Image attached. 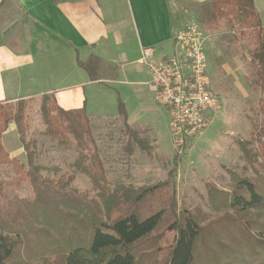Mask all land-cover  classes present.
Instances as JSON below:
<instances>
[{"label": "trees", "instance_id": "16d2710c", "mask_svg": "<svg viewBox=\"0 0 264 264\" xmlns=\"http://www.w3.org/2000/svg\"><path fill=\"white\" fill-rule=\"evenodd\" d=\"M207 8L214 20L251 34L252 85L264 94V27L251 0H210ZM80 67L100 81L98 59ZM29 101L0 104V168L11 165L15 175L0 180V264H264V98L258 100L252 141L237 142L251 175L231 173L228 191L209 187V214L178 210L175 168L165 181L145 187L110 182L85 108L64 111L53 94L39 98L43 136L74 152L69 167L87 179L91 194L71 187L74 175L41 176L42 167L33 165L36 154L24 141ZM117 104L129 150L138 134L127 124L119 97ZM11 123L28 169L2 145ZM23 183L31 197L6 194Z\"/></svg>", "mask_w": 264, "mask_h": 264}, {"label": "crops", "instance_id": "0c3cea01", "mask_svg": "<svg viewBox=\"0 0 264 264\" xmlns=\"http://www.w3.org/2000/svg\"><path fill=\"white\" fill-rule=\"evenodd\" d=\"M209 1L0 0V104L53 94L64 111L85 108L90 118H115L121 97L116 85L131 77L127 85L139 100V112L146 114L153 91H146L147 71L138 63L141 50L153 48L155 57L164 59L173 55L174 36L183 26L195 24L205 34L198 25L204 13L213 25L220 21L210 15ZM251 2L264 27V0ZM92 58L104 70L97 73L99 82L80 67ZM127 64L140 70H129ZM125 111L129 126L143 122L127 104ZM14 129L9 127L1 140L6 149L10 133L9 154L17 158L21 147Z\"/></svg>", "mask_w": 264, "mask_h": 264}, {"label": "rangeland", "instance_id": "374dc122", "mask_svg": "<svg viewBox=\"0 0 264 264\" xmlns=\"http://www.w3.org/2000/svg\"><path fill=\"white\" fill-rule=\"evenodd\" d=\"M198 25L206 31L210 84L221 102L207 131L187 142L180 153L169 136L167 112L153 100L148 104L152 109H146V114L139 112V100L127 85L128 81H133L131 77H125L126 84L119 83L116 89L125 107L127 104L129 113L139 114L143 118V122L130 125L138 134V141L129 142L130 149H127L129 140L124 135L125 129L119 117H91L90 123L110 182L120 181L125 186L145 187L165 181L168 172L175 168L178 210L209 214V187L228 191L231 173L238 177L251 175L250 171L247 172L248 164L243 160L237 142L252 141L253 126L259 119L258 100L264 98V94L252 85L249 51L254 40L251 34L239 30L237 26L227 25L224 20L213 25L207 13L203 14ZM126 67L140 70L134 64H127ZM146 87L148 93L152 91L149 84ZM140 101L145 102L143 93L140 94ZM25 124L24 141L31 145V151L36 154L33 165L42 167L40 175L65 179L74 175L71 187L79 193L91 194L87 179L73 174L69 167L74 152L60 149L43 136L45 126L40 114L39 98L28 102ZM9 127L12 129L15 126L11 123ZM17 135L21 149L16 159L28 169L18 132ZM9 136L10 133L8 139ZM8 139L4 149L9 154ZM9 157L13 158L10 154ZM14 177L11 165L0 168V180ZM6 190L9 196L31 197L27 183H23L20 188L11 186Z\"/></svg>", "mask_w": 264, "mask_h": 264}, {"label": "built area", "instance_id": "2783aa9c", "mask_svg": "<svg viewBox=\"0 0 264 264\" xmlns=\"http://www.w3.org/2000/svg\"><path fill=\"white\" fill-rule=\"evenodd\" d=\"M207 36L195 24L180 28L174 36V53L157 59L153 48L141 50L155 104L168 116L169 136L176 149L201 136L212 124L221 102L210 87Z\"/></svg>", "mask_w": 264, "mask_h": 264}]
</instances>
